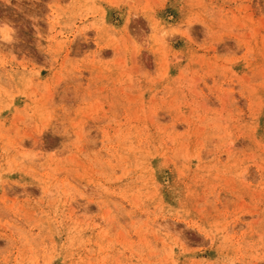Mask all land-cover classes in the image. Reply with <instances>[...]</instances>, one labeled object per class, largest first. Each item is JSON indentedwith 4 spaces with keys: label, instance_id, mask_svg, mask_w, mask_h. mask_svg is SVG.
Returning a JSON list of instances; mask_svg holds the SVG:
<instances>
[{
    "label": "rangeland",
    "instance_id": "rangeland-1",
    "mask_svg": "<svg viewBox=\"0 0 264 264\" xmlns=\"http://www.w3.org/2000/svg\"><path fill=\"white\" fill-rule=\"evenodd\" d=\"M0 264H264V0H0Z\"/></svg>",
    "mask_w": 264,
    "mask_h": 264
},
{
    "label": "bare ground",
    "instance_id": "bare-ground-1",
    "mask_svg": "<svg viewBox=\"0 0 264 264\" xmlns=\"http://www.w3.org/2000/svg\"><path fill=\"white\" fill-rule=\"evenodd\" d=\"M8 38H9V36H8Z\"/></svg>",
    "mask_w": 264,
    "mask_h": 264
}]
</instances>
